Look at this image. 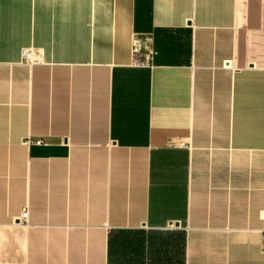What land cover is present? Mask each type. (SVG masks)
<instances>
[{
  "label": "crops",
  "instance_id": "1",
  "mask_svg": "<svg viewBox=\"0 0 264 264\" xmlns=\"http://www.w3.org/2000/svg\"><path fill=\"white\" fill-rule=\"evenodd\" d=\"M263 231L264 0H0V264H264Z\"/></svg>",
  "mask_w": 264,
  "mask_h": 264
},
{
  "label": "built area",
  "instance_id": "2",
  "mask_svg": "<svg viewBox=\"0 0 264 264\" xmlns=\"http://www.w3.org/2000/svg\"><path fill=\"white\" fill-rule=\"evenodd\" d=\"M23 56L25 57L26 61H32L30 59V53L24 49L23 50ZM131 65L135 66H150L151 63L147 56H145L142 52V46L141 41L137 38H134L131 45ZM22 143L24 145H31V144H42L44 143V140L41 137H33L32 135H29L28 137L24 138L22 140ZM184 144V143H182ZM28 215V210L24 209L20 218L18 219V222L26 221ZM262 239L264 241V231L262 234Z\"/></svg>",
  "mask_w": 264,
  "mask_h": 264
},
{
  "label": "rangeland",
  "instance_id": "3",
  "mask_svg": "<svg viewBox=\"0 0 264 264\" xmlns=\"http://www.w3.org/2000/svg\"><path fill=\"white\" fill-rule=\"evenodd\" d=\"M125 234H122V236H124Z\"/></svg>",
  "mask_w": 264,
  "mask_h": 264
}]
</instances>
